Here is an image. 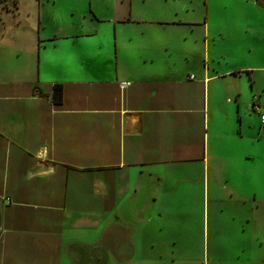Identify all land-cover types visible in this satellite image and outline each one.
<instances>
[{
    "label": "crops",
    "instance_id": "0c3cea01",
    "mask_svg": "<svg viewBox=\"0 0 264 264\" xmlns=\"http://www.w3.org/2000/svg\"><path fill=\"white\" fill-rule=\"evenodd\" d=\"M33 5L36 28L18 22L15 48L0 19V264H161L151 225L177 205L163 175L185 173L171 189L213 167L234 179L257 154L240 146L252 144L243 98L264 110V7Z\"/></svg>",
    "mask_w": 264,
    "mask_h": 264
},
{
    "label": "rangeland",
    "instance_id": "374dc122",
    "mask_svg": "<svg viewBox=\"0 0 264 264\" xmlns=\"http://www.w3.org/2000/svg\"><path fill=\"white\" fill-rule=\"evenodd\" d=\"M255 2L264 7V0ZM33 3L34 0H0V19L4 20L9 31L6 36L10 37L2 41L4 51L15 48L16 42L21 40L13 31L18 22L24 20L28 30H35L37 10ZM201 15L192 14V18ZM22 29L20 26L16 30ZM11 42L13 45H9ZM258 79L264 84V74H259ZM243 102L248 112L251 109V129L246 131L252 144L250 147L243 143L240 148L248 150L250 155L247 156L250 157L257 151L252 159L246 160L250 169L243 162L235 163L234 172L231 171L234 179H229L227 171L218 173L213 170L215 167L209 172L210 177L201 170L193 180L184 181L172 189L168 186H172L174 175L181 177L184 172H167L163 175L164 180L157 182L158 185L165 183V190L170 191L168 195L177 203L173 204L166 218L151 225L157 230L162 229L158 236L162 237L161 249L167 257L161 264H171L172 259L175 264L199 260L200 264H264V135L255 137L253 125L260 127V121L252 110V102L248 107L249 97H244ZM154 179L160 180V177ZM166 203L163 201L162 205L166 206ZM145 226L148 228L150 224ZM154 258L152 254L141 259L146 264Z\"/></svg>",
    "mask_w": 264,
    "mask_h": 264
},
{
    "label": "built area",
    "instance_id": "2783aa9c",
    "mask_svg": "<svg viewBox=\"0 0 264 264\" xmlns=\"http://www.w3.org/2000/svg\"><path fill=\"white\" fill-rule=\"evenodd\" d=\"M126 86H127V83H122L123 88ZM253 102H255L253 106V110L257 114L258 119L260 121V128L264 130V110L261 108L260 104L257 103L258 101L256 99Z\"/></svg>",
    "mask_w": 264,
    "mask_h": 264
},
{
    "label": "trees",
    "instance_id": "16d2710c",
    "mask_svg": "<svg viewBox=\"0 0 264 264\" xmlns=\"http://www.w3.org/2000/svg\"><path fill=\"white\" fill-rule=\"evenodd\" d=\"M58 88H59V87H57V89H56L55 91H58ZM255 99L258 101L257 98H255ZM254 103H255V102L252 103V109H253ZM257 103H259V102H257ZM259 104H260V103H259ZM253 111H254V110H253Z\"/></svg>",
    "mask_w": 264,
    "mask_h": 264
}]
</instances>
